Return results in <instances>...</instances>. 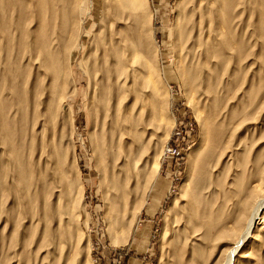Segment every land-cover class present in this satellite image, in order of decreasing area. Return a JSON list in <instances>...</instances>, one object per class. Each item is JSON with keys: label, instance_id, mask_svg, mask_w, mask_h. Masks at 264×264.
<instances>
[{"label": "rangeland", "instance_id": "374dc122", "mask_svg": "<svg viewBox=\"0 0 264 264\" xmlns=\"http://www.w3.org/2000/svg\"><path fill=\"white\" fill-rule=\"evenodd\" d=\"M262 170L264 0H0V264H264Z\"/></svg>", "mask_w": 264, "mask_h": 264}, {"label": "bare ground", "instance_id": "6f19581e", "mask_svg": "<svg viewBox=\"0 0 264 264\" xmlns=\"http://www.w3.org/2000/svg\"><path fill=\"white\" fill-rule=\"evenodd\" d=\"M139 10V9H138ZM200 11V10H199ZM140 12V10L138 11ZM143 12V10H142ZM145 12V11H144ZM137 15V14H136ZM138 17V15H137ZM139 19V18H138ZM142 19V18H141ZM144 21H146V17H144ZM145 25V24H144ZM227 45L229 46L230 44V40L227 38ZM181 45V44H180ZM203 49V48H202ZM153 61V60H152ZM144 62V61H143ZM154 63V62H153ZM169 148L166 149V153H167V150ZM168 154V153H167ZM205 160V159H204ZM251 191L254 192L255 195H257L256 197H254V199L252 201H247V203L251 202L249 205L250 208H247V205L246 210H243L241 211L242 214H244L243 212L247 211L249 212L248 213V216L245 217V214H244V218H243V215L241 216L243 218V220H245V223H242L243 225H240L238 224V226H235V228L233 227V225L236 223H234L233 225H231L232 227H229L228 224L226 223H223V225H219V227L217 226H212V225H208L206 226V232H205V235L204 237H207L211 234V232L213 233V231H215V235L219 238H229V239H233V241H231L232 246H231V249L230 251L228 250V254L230 256V259L233 255L234 252H237V250L241 248V246L245 243V241H247L249 239V236H250V233L252 232V227H253V224L255 223V220L258 219V217L260 216V213L263 211L261 210V205L264 206V196H263V193H264V170L261 171V176H260V181L257 182L256 185L252 186V189ZM253 194V195H254ZM254 195V196H255ZM249 197V196H248ZM251 198V196H250ZM249 199V198H248ZM246 202V201H245ZM260 204V205H259ZM258 205V206H257ZM263 208V207H262ZM239 212V211H238ZM240 217V216H239ZM240 217V223L243 221ZM236 218V217H235ZM246 218V219H245ZM228 219V218H227ZM229 219H232V218H229ZM234 220V219H233ZM233 220H231V222H233ZM192 220L191 219H188V222L190 223ZM227 221V220H226ZM231 222H229L231 224ZM218 225V224H217ZM192 229V228H191ZM194 231V230H193ZM194 233V232H193ZM214 234V233H213ZM226 239V240H227ZM199 241V240H198ZM230 241V240H229ZM230 243V245H231ZM244 247V246H242ZM229 259V257L227 258ZM226 262V261H225ZM230 263V262H229ZM225 264V263H224Z\"/></svg>", "mask_w": 264, "mask_h": 264}, {"label": "built area", "instance_id": "2783aa9c", "mask_svg": "<svg viewBox=\"0 0 264 264\" xmlns=\"http://www.w3.org/2000/svg\"><path fill=\"white\" fill-rule=\"evenodd\" d=\"M167 153L172 155V154H175L176 151H175V149L169 148V149L167 150Z\"/></svg>", "mask_w": 264, "mask_h": 264}]
</instances>
